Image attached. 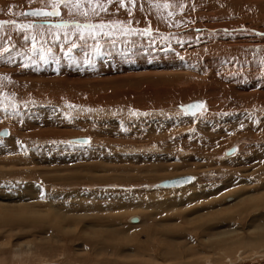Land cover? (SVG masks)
<instances>
[{"label": "rangeland", "instance_id": "374dc122", "mask_svg": "<svg viewBox=\"0 0 264 264\" xmlns=\"http://www.w3.org/2000/svg\"><path fill=\"white\" fill-rule=\"evenodd\" d=\"M3 129L0 264H264V0H0Z\"/></svg>", "mask_w": 264, "mask_h": 264}, {"label": "water", "instance_id": "95a60500", "mask_svg": "<svg viewBox=\"0 0 264 264\" xmlns=\"http://www.w3.org/2000/svg\"><path fill=\"white\" fill-rule=\"evenodd\" d=\"M28 14L31 15H44L46 12L43 10H30L27 12ZM0 136L1 137H6L8 136V130L3 129L0 131ZM191 182V177L190 176H183V177H177L169 180H165L161 183V187L163 188H178L183 185H186Z\"/></svg>", "mask_w": 264, "mask_h": 264}, {"label": "bare ground", "instance_id": "6f19581e", "mask_svg": "<svg viewBox=\"0 0 264 264\" xmlns=\"http://www.w3.org/2000/svg\"><path fill=\"white\" fill-rule=\"evenodd\" d=\"M214 6H215V5H214ZM28 11H30V10L25 11V15L32 16V17H37V18L51 17V16H50L51 13H50L49 11H47V10H44V11L46 12L44 15H37V16H36V15L28 14V13H27ZM9 134H10V132L8 131V136H9ZM188 184H189V183H188ZM186 185H187V184H186ZM183 186H184V185H183ZM170 189H171V188H170ZM172 189H175V188H172ZM1 213H2L1 216H2V215H5V216L8 215V214H7L6 212H4V211H2ZM9 216H10V215H9ZM13 217L16 218L17 216H13ZM25 218H26V217H25ZM18 219H19V217H18ZM62 219H63V221H64V218H62ZM62 219H61V220H62ZM21 220H23V219H21ZM136 220H137V219H135V218L132 219L133 222H136ZM15 221H16V222H15ZM15 221H14V220H13V221H7V222H9V223H7V224H9V225H10V224H13V225L15 224V225H17V224H18V223H17V220H15ZM25 221H26V220H23L22 222H25ZM64 222H65V221H64ZM20 223H21V221H20ZM7 224H6V225H7ZM23 225H24V223H23Z\"/></svg>", "mask_w": 264, "mask_h": 264}]
</instances>
